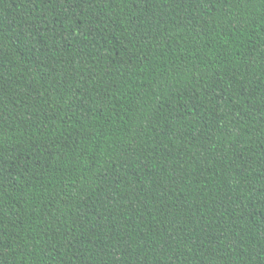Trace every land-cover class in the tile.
I'll return each mask as SVG.
<instances>
[{
  "label": "trees",
  "instance_id": "trees-1",
  "mask_svg": "<svg viewBox=\"0 0 264 264\" xmlns=\"http://www.w3.org/2000/svg\"><path fill=\"white\" fill-rule=\"evenodd\" d=\"M0 264H264V0H0Z\"/></svg>",
  "mask_w": 264,
  "mask_h": 264
}]
</instances>
